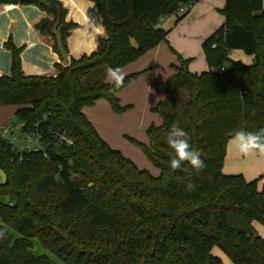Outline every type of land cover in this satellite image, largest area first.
<instances>
[{
  "label": "trees",
  "instance_id": "1",
  "mask_svg": "<svg viewBox=\"0 0 264 264\" xmlns=\"http://www.w3.org/2000/svg\"><path fill=\"white\" fill-rule=\"evenodd\" d=\"M99 14L104 35L90 55L58 66L55 77L26 76L21 49L6 44L12 55L10 75L0 76V108L14 106L24 132L40 124L65 131L69 146L48 139V158L26 154L22 160L0 139V264H56L35 256L39 242L61 264H223L218 248L232 264H264V240L254 224L264 225V187L242 175H225L228 142L238 131L264 128L263 0H226L224 24L202 43L208 71L193 73L190 60L179 58L167 80L166 97L154 112L149 145H140L159 174L139 169L113 150L84 115L105 100L122 113L119 94L139 74L127 75L109 94L106 69L138 61L170 31L162 22L183 20L196 0H89ZM33 5L47 14L36 29L50 36L59 55L56 28L66 41L73 24L58 0H0ZM183 9L184 12L180 13ZM231 51L253 57L251 65L229 58ZM60 56V55H59ZM182 128L206 167L196 171L175 156L169 130ZM255 151L260 152L256 149ZM191 180L196 188L188 191ZM11 229L16 238L6 228Z\"/></svg>",
  "mask_w": 264,
  "mask_h": 264
},
{
  "label": "crops",
  "instance_id": "2",
  "mask_svg": "<svg viewBox=\"0 0 264 264\" xmlns=\"http://www.w3.org/2000/svg\"><path fill=\"white\" fill-rule=\"evenodd\" d=\"M58 1L66 10V23L74 25L66 41L68 57L79 59L82 56L90 55L96 50L99 37L104 35V28L96 6L89 0ZM225 3L226 0H196L188 15L180 22L177 23L175 17L165 19L162 22V27L170 31L168 42L161 43L138 61L125 67L124 73L125 70H130V74L147 71L144 80H148L147 86L150 87L154 83L159 85L163 81L166 82L174 75L172 65L175 57L172 49L186 58L192 55L191 48L198 53V47L224 24V18H219L217 12L224 9ZM8 5L11 4H0V76L10 75L12 55L6 44L11 41L16 48L21 49V67L26 76L55 77L58 73L57 67L64 65L60 56L53 49L52 38L41 35L36 29V26L47 17V14L33 5L12 4L13 9L7 10ZM231 52L241 53V51ZM231 52L229 53L230 59L240 61L244 65L252 64L253 57L249 56V59L245 60L241 55L231 56ZM190 71L199 73L196 72L197 70ZM206 71H208V67ZM130 74H126V76ZM125 94L126 91L119 94L121 101ZM103 101L105 100H99L95 106ZM93 107L85 108L83 113L101 138H104L98 130L96 120L90 113ZM15 109L17 110L16 107ZM1 120V127L9 126L5 124L6 119L1 118ZM223 173L229 176L242 175L248 182L262 177L258 183L261 189L264 187V153L253 150L251 154L242 155L237 151L231 139L227 145ZM254 228L264 240V225L254 224ZM213 254L220 258L223 264H232L218 248L213 250Z\"/></svg>",
  "mask_w": 264,
  "mask_h": 264
},
{
  "label": "rangeland",
  "instance_id": "3",
  "mask_svg": "<svg viewBox=\"0 0 264 264\" xmlns=\"http://www.w3.org/2000/svg\"><path fill=\"white\" fill-rule=\"evenodd\" d=\"M221 11L222 10H218V17L224 18ZM172 51L175 57L172 65L173 72H175L173 67L179 64V58H182L183 60H190L189 70H197L196 72L199 73L207 70L202 44L198 47V53H196L195 49L191 48L192 55L188 58L184 57L181 53L174 51V49H172ZM236 53L238 52H231V56L241 55L245 60L249 59V56L245 55L243 52L240 54ZM130 72V70H125L126 74H130ZM146 72H138V78L131 83L133 86H130V84L122 91H126L122 101L121 97L118 96L120 99V105L122 107H128L127 110L122 113H115L111 110L110 105L103 101L97 104V106H95V103L93 105L94 107L92 106L93 108L90 110V113L96 120L99 132H101L104 136L102 139L107 144L109 142L108 145L113 150L121 152L125 158L132 161L139 169L157 176L159 171L147 158L140 145L148 146V129L151 126L158 127L162 123L161 117L159 114L154 112V109L166 97L167 81H163L162 83H159V85L154 83L152 87L149 85L147 86L148 80H144ZM15 110L14 106L0 108V124L2 122L1 118L7 120L5 123L7 125L16 123L14 116ZM4 182L5 174L0 170V183ZM0 201L4 202L5 200L0 199ZM5 228L12 233L14 238L17 237L11 229L7 227ZM32 252L35 256L45 255L56 264H61L50 252L45 251L36 240L33 241Z\"/></svg>",
  "mask_w": 264,
  "mask_h": 264
},
{
  "label": "clouds",
  "instance_id": "4",
  "mask_svg": "<svg viewBox=\"0 0 264 264\" xmlns=\"http://www.w3.org/2000/svg\"><path fill=\"white\" fill-rule=\"evenodd\" d=\"M125 78L126 74L122 68L109 66L106 69V83L111 85L107 90L108 93L116 94L118 89L122 87ZM186 137L187 133L178 126H173L169 130L167 143L175 153V156L170 160V166L173 170H177L181 168L183 163H187L196 171H202L206 167V163L201 158V153L190 144V138ZM59 141L68 145L72 143V140L63 134L59 136ZM232 141L237 151L242 155L251 154L256 149L264 153V128L257 131H238L232 137ZM186 188L188 191H194L196 185L189 180Z\"/></svg>",
  "mask_w": 264,
  "mask_h": 264
},
{
  "label": "built area",
  "instance_id": "5",
  "mask_svg": "<svg viewBox=\"0 0 264 264\" xmlns=\"http://www.w3.org/2000/svg\"><path fill=\"white\" fill-rule=\"evenodd\" d=\"M6 9H13V5H8ZM262 9L264 11V0L262 3ZM183 12L184 10L181 9L180 13ZM46 119L47 117H44L40 124H36L30 131L26 132L23 131L25 128L24 123L17 125L11 124L6 127L0 126V139L6 143V145L11 149L13 155L18 157L19 160H22L26 154L30 153H41L44 158H48L50 146L47 138H50L61 145H69L63 141H59V136L61 134L68 137L65 131L60 129H45L42 127V125L46 122Z\"/></svg>",
  "mask_w": 264,
  "mask_h": 264
},
{
  "label": "water",
  "instance_id": "6",
  "mask_svg": "<svg viewBox=\"0 0 264 264\" xmlns=\"http://www.w3.org/2000/svg\"><path fill=\"white\" fill-rule=\"evenodd\" d=\"M52 34L56 38L57 45H58V52L62 60V63L64 66H68L70 63V58L68 57V54L64 50L62 37L60 36L56 28L53 30Z\"/></svg>",
  "mask_w": 264,
  "mask_h": 264
}]
</instances>
